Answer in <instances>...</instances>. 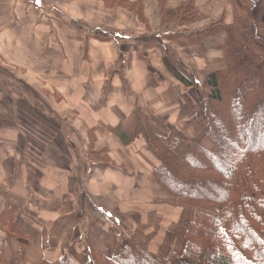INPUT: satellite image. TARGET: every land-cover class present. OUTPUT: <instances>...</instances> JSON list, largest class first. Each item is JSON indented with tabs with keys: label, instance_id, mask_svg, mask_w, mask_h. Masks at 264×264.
Listing matches in <instances>:
<instances>
[{
	"label": "crops",
	"instance_id": "0c3cea01",
	"mask_svg": "<svg viewBox=\"0 0 264 264\" xmlns=\"http://www.w3.org/2000/svg\"><path fill=\"white\" fill-rule=\"evenodd\" d=\"M129 1L140 2L143 17L132 15L131 27L100 19V9L92 11L95 22H90L84 9L72 12L64 0H0L1 48L23 66L35 57L38 75L56 80L61 89L68 80L63 90L69 92L60 98L87 119L45 108L41 116H51L62 136L50 137V126L26 124L43 135L24 132L20 152L6 157L10 167L2 157L0 236H9L1 264H38L64 255L84 263L89 251L112 257L129 240L155 255L183 251L192 209L176 204L154 178L158 160L147 141L168 132L203 138L201 97L167 69L164 56L172 55L192 81L203 80L199 73L206 67L193 69V60L201 56L205 63V58L197 47H183L169 36L185 27L162 25L159 0ZM182 1L166 0V7L178 8ZM48 49L58 60L55 76L46 69L52 63ZM0 111L11 114L2 105ZM64 125L70 134L62 133ZM13 133L18 140L20 133ZM51 147L59 150L53 160L44 153Z\"/></svg>",
	"mask_w": 264,
	"mask_h": 264
},
{
	"label": "trees",
	"instance_id": "16d2710c",
	"mask_svg": "<svg viewBox=\"0 0 264 264\" xmlns=\"http://www.w3.org/2000/svg\"><path fill=\"white\" fill-rule=\"evenodd\" d=\"M111 1L136 6L143 20L140 2ZM159 1L163 26L185 27L169 35L176 44L197 47L207 62L203 44L221 41L220 66H206L203 80L185 78L175 58L164 56L167 69L201 97L203 138L182 139L168 132L147 141L158 160L154 178L176 204L192 209L183 251L155 255L129 240L112 257L89 251L82 264H264V0H228L230 19L224 9L215 17L206 15L198 0H183L175 9ZM206 19L202 26L190 27ZM38 123L46 130V123ZM60 129L70 134L65 125ZM250 131L257 132L254 142ZM7 236H0V264ZM38 264L80 263L64 256Z\"/></svg>",
	"mask_w": 264,
	"mask_h": 264
},
{
	"label": "rangeland",
	"instance_id": "374dc122",
	"mask_svg": "<svg viewBox=\"0 0 264 264\" xmlns=\"http://www.w3.org/2000/svg\"><path fill=\"white\" fill-rule=\"evenodd\" d=\"M58 1V0H57ZM69 5H71L70 11L75 12L78 8L85 10V18L90 20V22H95L93 20L94 16L92 11L95 9H100L98 13L100 19H104L107 21L112 22L116 26L120 25L122 27H131L129 24L132 22L131 17L137 15V7H132L131 4H119L117 1L111 0H64ZM198 4L200 9L210 15V17H215L221 14L222 10L226 11L228 15H230V4L228 0H198ZM111 6V7H110ZM77 13V12H75ZM226 17L228 19L231 18V15ZM133 15V16H132ZM140 19V15L138 14ZM21 20V18H20ZM19 20V21H20ZM31 20V19H30ZM18 24V21H16ZM33 24V22H31ZM21 29V28H20ZM22 30V29H21ZM48 40V39H47ZM220 39H210L207 43L203 44L204 49L207 51V62H203V58L197 57L195 58L194 65L191 64V67L200 68L201 66L205 67H216L220 66L219 64V51L221 41ZM219 42V44H218ZM39 43V42H38ZM36 45V42L34 43ZM48 45L55 46V42L47 41ZM5 46V45H4ZM31 47H34L32 44ZM6 48V47H5ZM1 48L0 45V105L7 108V111L11 113L10 115L6 116L5 112L2 113L0 111V161L2 157L5 159L2 160V163L7 167H10L11 160L6 158L8 155L12 157L16 151H19L23 147V139L22 135L26 131H36L37 135L40 134V129H26V124L28 125H36L39 126V121H43L46 123L47 126H50V129L46 131L51 136L58 135L54 133L55 130V121L52 120L51 116L42 117L41 114L45 113L43 109H47L51 113L54 112V107L59 108V110L64 111L63 113L68 114L70 117L72 115H77V118L80 122H86V118L81 115L80 112H75V109H72L68 106V104L64 103L60 96H63L69 92V90H63L64 88L68 87L67 82L68 80L63 81L64 88L61 89L60 86H56V80H50L45 75L39 74L38 68L39 66H35L33 59L35 57L32 56L31 64L27 66H23L20 62H18L12 55H7V49ZM37 50V49H35ZM48 60L51 58L52 63H48L46 65V69L49 71L52 76H55V67L57 64L55 60H57L54 55L53 50H47ZM35 55L36 51L34 52ZM70 56V53H67ZM45 55V51L42 52L41 56ZM36 60V59H35ZM58 61V60H57ZM201 62V63H200ZM198 63V64H197ZM200 63V64H199ZM67 67V66H65ZM206 69V67H205ZM43 72V71H41ZM40 76V77H39ZM199 76H203V73H199ZM193 82V81H192ZM58 87V88H57ZM194 99H198L199 95L197 93L194 94ZM41 106H43L41 111ZM67 107V108H66ZM40 112V113H39ZM54 122V123H53ZM78 123V122H76ZM8 125V126H7ZM18 126L17 129H14L13 126ZM224 126V124H223ZM202 127V125L200 126ZM74 137H76V128ZM58 130V128H57ZM19 132L20 138L17 140L15 134L13 132ZM4 132H9L8 135H5ZM233 130V134H234ZM252 138L249 140L250 142H254L256 140L257 132L250 131ZM198 141V140H197ZM52 150H44V153L53 160L56 153H58V147H51ZM13 168V167H12ZM213 186H215V182H211ZM209 194H211L210 189H208ZM182 230L183 228L180 227L179 229ZM185 231V228H184ZM65 257H69L64 255ZM61 256V257H64ZM60 257V258H61ZM71 258V257H69ZM73 259V258H71ZM74 260V259H73ZM76 261V260H75ZM77 262V261H76ZM82 264V263H80Z\"/></svg>",
	"mask_w": 264,
	"mask_h": 264
}]
</instances>
